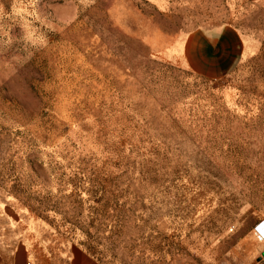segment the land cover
Wrapping results in <instances>:
<instances>
[{
    "label": "rangeland",
    "instance_id": "1",
    "mask_svg": "<svg viewBox=\"0 0 264 264\" xmlns=\"http://www.w3.org/2000/svg\"><path fill=\"white\" fill-rule=\"evenodd\" d=\"M0 221L69 264H264V0H0Z\"/></svg>",
    "mask_w": 264,
    "mask_h": 264
},
{
    "label": "crops",
    "instance_id": "2",
    "mask_svg": "<svg viewBox=\"0 0 264 264\" xmlns=\"http://www.w3.org/2000/svg\"><path fill=\"white\" fill-rule=\"evenodd\" d=\"M78 259L85 264H100L85 251ZM0 264H69V259L63 249L54 255L49 245H41L17 226H6L0 221Z\"/></svg>",
    "mask_w": 264,
    "mask_h": 264
},
{
    "label": "bare ground",
    "instance_id": "3",
    "mask_svg": "<svg viewBox=\"0 0 264 264\" xmlns=\"http://www.w3.org/2000/svg\"><path fill=\"white\" fill-rule=\"evenodd\" d=\"M263 224L259 225L257 232L260 233L261 237L264 239V233H263Z\"/></svg>",
    "mask_w": 264,
    "mask_h": 264
},
{
    "label": "trees",
    "instance_id": "4",
    "mask_svg": "<svg viewBox=\"0 0 264 264\" xmlns=\"http://www.w3.org/2000/svg\"><path fill=\"white\" fill-rule=\"evenodd\" d=\"M92 256V255H91ZM95 258V257H94ZM96 259V258H95Z\"/></svg>",
    "mask_w": 264,
    "mask_h": 264
},
{
    "label": "water",
    "instance_id": "5",
    "mask_svg": "<svg viewBox=\"0 0 264 264\" xmlns=\"http://www.w3.org/2000/svg\"><path fill=\"white\" fill-rule=\"evenodd\" d=\"M263 257H264V254H263Z\"/></svg>",
    "mask_w": 264,
    "mask_h": 264
}]
</instances>
